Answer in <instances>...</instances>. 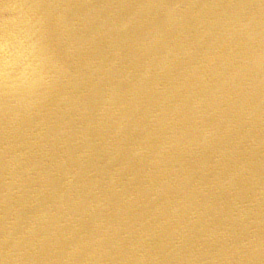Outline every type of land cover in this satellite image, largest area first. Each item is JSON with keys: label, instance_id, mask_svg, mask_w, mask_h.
Listing matches in <instances>:
<instances>
[{"label": "bare ground", "instance_id": "obj_1", "mask_svg": "<svg viewBox=\"0 0 264 264\" xmlns=\"http://www.w3.org/2000/svg\"><path fill=\"white\" fill-rule=\"evenodd\" d=\"M0 264H264V0H0Z\"/></svg>", "mask_w": 264, "mask_h": 264}]
</instances>
